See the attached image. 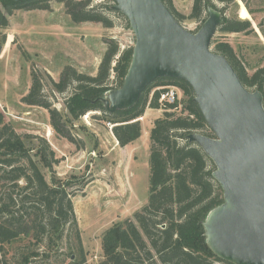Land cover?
<instances>
[{
	"label": "trees",
	"instance_id": "obj_1",
	"mask_svg": "<svg viewBox=\"0 0 264 264\" xmlns=\"http://www.w3.org/2000/svg\"><path fill=\"white\" fill-rule=\"evenodd\" d=\"M51 1L62 3L74 23L113 26L112 20L97 10L98 6H91V0H0V28L8 26V16L15 10H49ZM162 2L179 23L197 20L202 24L207 6L217 9L211 0H192L190 13L186 15L176 10L172 0ZM222 18L217 27L221 32L250 31L248 20L224 15ZM104 43L106 48L95 75L65 65L58 81L49 80L51 88L58 93L71 88L63 101L64 113L47 101L40 77L34 72L28 92L21 98L26 105L46 109L54 132L77 147L79 141L68 125L89 111L100 112L93 117L113 124L112 133L123 147L140 137L138 118L146 107L164 109L149 130L146 202L132 217L112 223L101 233L102 258L97 264H233L216 256L206 243L202 223L211 209L223 203V191L212 177L213 162L186 137L191 132L214 137L193 101L192 88L184 80L159 77L144 89L131 108L108 112L101 99L109 90L121 86L132 46L120 49L119 42L112 37L105 38ZM211 45L215 52L225 56L247 89L261 92L264 105V65L249 74L228 42L212 37ZM167 86L180 88L184 98L172 103L159 102ZM60 160L44 137L19 134L0 110V251L3 254L0 264L12 263L6 258L9 253L6 247H11L10 254L17 257L14 258L17 264L48 259L63 242L67 243L69 230L75 244L67 243V255L70 258L75 250L78 257L68 264H85L71 196L82 191L89 180L58 177L54 166ZM40 167L48 170V180Z\"/></svg>",
	"mask_w": 264,
	"mask_h": 264
},
{
	"label": "rangeland",
	"instance_id": "obj_2",
	"mask_svg": "<svg viewBox=\"0 0 264 264\" xmlns=\"http://www.w3.org/2000/svg\"><path fill=\"white\" fill-rule=\"evenodd\" d=\"M211 1L225 17L249 21L250 31L224 33L216 30L213 39L228 42L251 74L264 65V0ZM172 3L179 12L190 13L192 0H172ZM113 4L112 0H91V6H98L97 10L112 20L113 26L109 28L94 22H72L63 4L56 1L50 2L49 10H15L8 16V26L0 28V110L5 120L19 134H35L48 141L56 156L61 158L54 166L58 177L74 179L76 176L89 180L82 191L71 196L85 264H97L101 260V233L112 223L132 217L146 202L149 130L164 109L146 107L138 118L140 137L123 147L112 133L113 124L93 117L100 112L89 111L68 125L79 141L77 147L54 132L46 109L26 105L21 98L28 92L31 72H34L40 77L47 101L64 113L63 101L71 88L58 93L51 88L50 79L58 81L65 65L95 75L106 48L105 38H115L120 49L133 45L134 35L127 19L108 8ZM203 15L206 17L205 13ZM181 24L195 32L201 22L185 20ZM210 48L214 51L213 45ZM173 87L178 90L177 100H182L181 89ZM40 169L48 180V170ZM66 237L68 245L74 246L72 231H67ZM67 243L63 242L48 259L33 260L30 264H68L78 257V252L73 250V258H68ZM10 248L6 247L9 252L6 258L11 264H17L14 259L17 257L11 256Z\"/></svg>",
	"mask_w": 264,
	"mask_h": 264
},
{
	"label": "water",
	"instance_id": "obj_3",
	"mask_svg": "<svg viewBox=\"0 0 264 264\" xmlns=\"http://www.w3.org/2000/svg\"><path fill=\"white\" fill-rule=\"evenodd\" d=\"M113 11L134 35L120 87L101 99L108 112L131 108L159 77L186 81L214 137L187 134L213 162L223 203L202 225L211 251L233 264H264V105L258 90L241 82L229 61L210 48L222 13L206 8L195 31L179 23L162 0H112ZM73 258V256H71Z\"/></svg>",
	"mask_w": 264,
	"mask_h": 264
},
{
	"label": "built area",
	"instance_id": "obj_4",
	"mask_svg": "<svg viewBox=\"0 0 264 264\" xmlns=\"http://www.w3.org/2000/svg\"><path fill=\"white\" fill-rule=\"evenodd\" d=\"M177 88L173 86L165 87L164 91L160 94L159 102H168L172 103L177 99Z\"/></svg>",
	"mask_w": 264,
	"mask_h": 264
},
{
	"label": "crops",
	"instance_id": "obj_5",
	"mask_svg": "<svg viewBox=\"0 0 264 264\" xmlns=\"http://www.w3.org/2000/svg\"><path fill=\"white\" fill-rule=\"evenodd\" d=\"M173 3H175V2H173Z\"/></svg>",
	"mask_w": 264,
	"mask_h": 264
}]
</instances>
